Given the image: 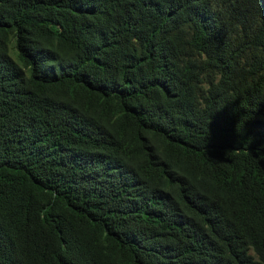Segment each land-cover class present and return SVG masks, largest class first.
I'll list each match as a JSON object with an SVG mask.
<instances>
[{"label": "trees", "instance_id": "obj_1", "mask_svg": "<svg viewBox=\"0 0 264 264\" xmlns=\"http://www.w3.org/2000/svg\"><path fill=\"white\" fill-rule=\"evenodd\" d=\"M0 264H264V0H0Z\"/></svg>", "mask_w": 264, "mask_h": 264}]
</instances>
